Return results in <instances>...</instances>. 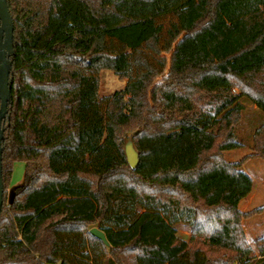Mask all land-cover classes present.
Wrapping results in <instances>:
<instances>
[{
  "label": "trees",
  "instance_id": "obj_1",
  "mask_svg": "<svg viewBox=\"0 0 264 264\" xmlns=\"http://www.w3.org/2000/svg\"><path fill=\"white\" fill-rule=\"evenodd\" d=\"M6 3L13 53L2 121L0 264H264V235L253 241L257 258L234 248V229L220 212L236 222L246 215L236 208L242 194H221L216 182L222 173L248 183L226 169L264 158V124L252 154L221 158L239 147L241 98L264 114V80H250L264 77V0ZM162 53H170L165 74ZM102 69L127 82L100 98ZM205 69L210 78L178 82ZM130 132L136 165L122 169ZM212 151L221 165L202 171ZM16 160L25 171L8 200ZM200 185L211 193L204 205ZM92 226L108 245L89 233Z\"/></svg>",
  "mask_w": 264,
  "mask_h": 264
},
{
  "label": "rangeland",
  "instance_id": "obj_2",
  "mask_svg": "<svg viewBox=\"0 0 264 264\" xmlns=\"http://www.w3.org/2000/svg\"><path fill=\"white\" fill-rule=\"evenodd\" d=\"M160 56L163 57L166 62L163 73L165 74L169 66L170 53H162ZM212 73L213 72H211L210 69H205L198 73L181 76L178 78V82L181 86H191L193 85L194 79L198 80L202 77L210 78ZM98 76V94L100 98L107 97L114 91L123 88L127 82L125 77L118 76L109 69L100 70ZM157 79H159V77ZM250 80L261 81L264 80V77L261 76V74H258ZM241 101L244 104V109L241 113L240 121L233 130L235 140L238 142L239 147L221 152V158L228 163L241 161L244 156L253 153L254 133L259 126L264 124V114L255 106V104L245 97L241 98ZM131 134L132 132L128 133L123 139V148L126 154V164L122 167V169L130 167V162L135 161L136 159L134 145L132 144V146H127V143L131 140ZM129 151H132V154H128ZM220 162V157H218L216 153L212 151L206 155V160L202 164V171L207 172L210 171V169L219 167L221 165ZM5 164V166L8 167V161L5 162ZM226 170L227 172H232L235 174L240 173L242 176H245L250 180L247 183V181H244L243 178L235 177L231 174L225 176L224 174L220 173L216 176V182L218 183L217 185L221 194H249L243 199V201L241 200V202L236 205L238 211L246 214L243 217H240L237 222L235 221V217L227 211H221L220 216L223 220L228 219L230 226L234 229L232 234V239H234L235 242L234 248L245 253L247 256H249V258L254 259L257 258L259 254L253 241L260 236L254 238V236L252 237V234L251 236L248 234L249 237L247 240L244 235V228L249 232L252 225L256 223L264 224V217L257 215L258 212H254V210L259 208L257 206H259L261 203H264V158L250 157L242 161L237 169L227 168ZM24 171L25 164L22 160H16L12 162L9 176V187H7L5 191V196L8 198V200H10L13 194V188L22 182ZM231 179H233L232 182ZM248 184L252 185L250 193L244 192V189L241 188L244 186L247 187ZM230 185L233 187L236 186L238 190H234ZM199 189L202 192L200 204H203L204 198L210 197L211 193L210 190L208 192L203 190L201 185ZM213 194L217 193H214L213 191ZM176 230L179 237L188 239L189 232L183 224H177Z\"/></svg>",
  "mask_w": 264,
  "mask_h": 264
},
{
  "label": "water",
  "instance_id": "obj_3",
  "mask_svg": "<svg viewBox=\"0 0 264 264\" xmlns=\"http://www.w3.org/2000/svg\"><path fill=\"white\" fill-rule=\"evenodd\" d=\"M4 33L3 42L0 41V210L3 203V183H2V139L4 128L2 126V121L7 115V104L10 99V91L8 86V75L11 68L10 56L13 53L12 47V36H13V24L12 19L8 10L6 0H0V38ZM127 146H132V143L129 141ZM128 154H132V151H129ZM136 156V152H135ZM136 165L135 161L130 162V167ZM89 233L101 240L105 245H108V241L104 232L97 228L91 227Z\"/></svg>",
  "mask_w": 264,
  "mask_h": 264
},
{
  "label": "crops",
  "instance_id": "obj_4",
  "mask_svg": "<svg viewBox=\"0 0 264 264\" xmlns=\"http://www.w3.org/2000/svg\"><path fill=\"white\" fill-rule=\"evenodd\" d=\"M251 189H252V185H250V188L248 189L247 192L250 193ZM248 195L249 194H242V195H240V197H239L236 205H238V203H240L241 200L243 201V199L246 198ZM255 195H257V194H255ZM201 205H204V204H201ZM262 206H264V203H261L257 207H262ZM257 215H261V216L264 217V211L261 212V213H257ZM93 227H95V226H93ZM248 234H249V236H251V234H252V237L254 236V238L255 237H258V236H261V235H264V224L263 223H256V224L252 225L250 227V231L249 232L246 231V229L244 228V235H245V237H246L247 240H248V237H249ZM233 246H234V244H233Z\"/></svg>",
  "mask_w": 264,
  "mask_h": 264
},
{
  "label": "flooded vegetation",
  "instance_id": "obj_5",
  "mask_svg": "<svg viewBox=\"0 0 264 264\" xmlns=\"http://www.w3.org/2000/svg\"><path fill=\"white\" fill-rule=\"evenodd\" d=\"M3 35H4V33L2 34V37L0 38L1 42H3V40H4V36Z\"/></svg>",
  "mask_w": 264,
  "mask_h": 264
}]
</instances>
